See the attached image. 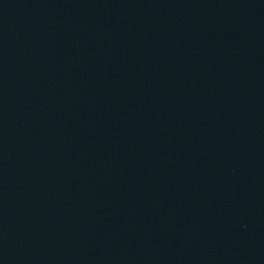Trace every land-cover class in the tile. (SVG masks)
Returning a JSON list of instances; mask_svg holds the SVG:
<instances>
[{"label":"water","instance_id":"water-1","mask_svg":"<svg viewBox=\"0 0 264 264\" xmlns=\"http://www.w3.org/2000/svg\"><path fill=\"white\" fill-rule=\"evenodd\" d=\"M0 264H264V0H0Z\"/></svg>","mask_w":264,"mask_h":264}]
</instances>
